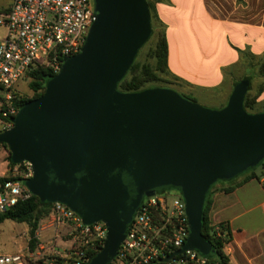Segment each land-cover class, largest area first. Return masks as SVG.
Wrapping results in <instances>:
<instances>
[{
  "label": "water",
  "instance_id": "95a60500",
  "mask_svg": "<svg viewBox=\"0 0 264 264\" xmlns=\"http://www.w3.org/2000/svg\"><path fill=\"white\" fill-rule=\"evenodd\" d=\"M151 34L147 0H95L80 53L66 57L44 93L0 132L12 163H32L24 184L33 195L66 204L85 224L106 223L104 246L87 264H109L144 198L168 189L186 202L190 234L179 252L210 257L207 192L264 159V111L245 109L248 79L216 110L169 87L119 90Z\"/></svg>",
  "mask_w": 264,
  "mask_h": 264
},
{
  "label": "built area",
  "instance_id": "2783aa9c",
  "mask_svg": "<svg viewBox=\"0 0 264 264\" xmlns=\"http://www.w3.org/2000/svg\"><path fill=\"white\" fill-rule=\"evenodd\" d=\"M94 20L95 0H0L4 31L0 38V132L14 125L21 82L30 79L29 73L36 68L58 73L66 57L80 53ZM2 161L0 215L32 197L24 182L34 174L27 160ZM51 214L57 226L68 228L72 244L67 250L46 254L38 246V250L0 253V264H87L103 248L106 223L85 224L60 202L53 203ZM189 234L182 193L175 189L157 192L144 198L109 264H219L195 249L179 252Z\"/></svg>",
  "mask_w": 264,
  "mask_h": 264
},
{
  "label": "crops",
  "instance_id": "0c3cea01",
  "mask_svg": "<svg viewBox=\"0 0 264 264\" xmlns=\"http://www.w3.org/2000/svg\"><path fill=\"white\" fill-rule=\"evenodd\" d=\"M216 8L212 0L156 3L159 22L166 29L168 68L180 87L173 89L190 94L203 91L207 97H218L214 103L223 108L234 87L248 79L247 92L257 96L263 107L264 76L258 63L264 53V24L257 14L239 8L226 14ZM249 175L219 182L210 194L212 222L224 223L230 230L224 247L229 264H264V176ZM36 234L46 254L63 252L72 244L68 228L57 226L51 211L40 220Z\"/></svg>",
  "mask_w": 264,
  "mask_h": 264
},
{
  "label": "trees",
  "instance_id": "16d2710c",
  "mask_svg": "<svg viewBox=\"0 0 264 264\" xmlns=\"http://www.w3.org/2000/svg\"><path fill=\"white\" fill-rule=\"evenodd\" d=\"M150 5L151 18H152V34L149 40L141 47L139 50L133 64L127 71L126 75L119 82L118 88L123 92H139L152 87L159 86H145V83L150 80L158 79L157 72L170 73L168 68V42L166 38V29L165 26L159 22L156 3L164 0H147ZM242 1V0H238ZM154 39V45L150 49V55L155 59V66L151 64H140L137 62V58L140 55L141 51L149 44V42ZM259 74L264 76V53L259 57ZM57 73L52 72L49 69L45 68H36L29 73L30 76V88L35 92L33 98L26 99L22 94L18 95L17 104L18 110L20 111L24 105L39 96H41L52 77ZM247 76H245L246 78ZM252 79L251 77H247ZM264 89V82L260 85V91ZM183 95V94H182ZM185 96V95H184ZM189 98L188 96H185ZM190 100L196 101L193 98ZM197 102V101H196ZM257 102V96H251L249 92L246 93L244 99V107L248 112L256 113L263 112L264 107H260ZM0 147L5 148L9 155L7 160L10 161V150L7 144L0 143ZM11 164H14L10 161ZM264 166V159L258 167H252L248 170L240 173L233 179L239 177L244 173H249V177H262L264 176V171L258 172L260 167ZM232 180V179H231ZM223 180L217 181L214 185L211 186L207 192L205 204L203 207V217H202V234L206 237L208 241L213 246V253L210 254V257L219 264H229V259L224 252V247L230 239V230L228 225L224 223L214 224L210 217V194L213 187ZM229 181V180H225ZM232 189V187L230 188ZM53 203L42 201L38 196L32 195L28 200L20 201L16 206L6 213L0 215V223L6 219H11L16 222L26 223L29 228V234L31 236L30 240V249L34 250L35 248V233L38 229L40 220L47 216L51 209ZM219 228V233L216 228Z\"/></svg>",
  "mask_w": 264,
  "mask_h": 264
},
{
  "label": "rangeland",
  "instance_id": "374dc122",
  "mask_svg": "<svg viewBox=\"0 0 264 264\" xmlns=\"http://www.w3.org/2000/svg\"><path fill=\"white\" fill-rule=\"evenodd\" d=\"M212 5L217 7L216 9L220 11L221 14H226L231 10L235 11L236 8L247 11L248 13H252L253 15L257 14L259 23L264 24V0H212ZM2 32L3 31L0 29V36ZM154 39L155 38H153L149 44L145 46L138 56L137 62L140 64L149 63L153 67L155 66V59H153V57L150 55V49L152 45H154ZM157 75L159 77L158 79L147 81L145 86H159L169 88L179 87V83L176 82L170 73L157 72ZM30 81V79H25L21 82V94L26 99L33 98L35 96V92L30 88ZM181 89H183V87ZM180 93L188 96L189 98L195 99L198 103L210 109H221L219 105L214 103L218 97H207V94L203 93V91H199L198 94L192 93L193 95L188 93L186 90ZM8 155L9 152L6 149L0 147V167L3 162L2 160H7ZM262 171H264V166L258 169V172ZM30 240L31 236L26 223L16 222L11 219H6L0 223V253L12 254L19 251L21 247L24 249L30 248ZM35 242L34 250H38V240L36 238Z\"/></svg>",
  "mask_w": 264,
  "mask_h": 264
}]
</instances>
